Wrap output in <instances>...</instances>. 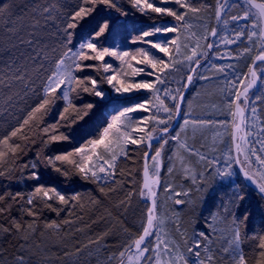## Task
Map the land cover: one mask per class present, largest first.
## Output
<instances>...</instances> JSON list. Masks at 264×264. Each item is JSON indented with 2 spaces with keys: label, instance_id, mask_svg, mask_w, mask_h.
I'll return each mask as SVG.
<instances>
[{
  "label": "snow or ice",
  "instance_id": "1",
  "mask_svg": "<svg viewBox=\"0 0 264 264\" xmlns=\"http://www.w3.org/2000/svg\"><path fill=\"white\" fill-rule=\"evenodd\" d=\"M128 3L136 13L148 21H153L155 17L167 16L172 17L178 23L161 21L160 23H147L141 27L133 24L129 31L127 22L120 19L126 17L128 12L121 8L117 0H83L81 5L64 16L54 15L60 7L58 0L44 4L37 0L29 14L30 22L25 27V24L22 23L24 17L13 11L14 6L9 0H0V20L5 21L4 29L10 38L18 42L15 47L21 49L18 57L0 65V100H3V107L10 110L16 106L18 100L27 102L30 96L36 98L34 105H29L27 118L23 119V124L0 137V144L7 145L9 151L15 154L17 148L21 146L10 144V139L16 137L23 126L28 125L30 121L42 120L56 100L63 99L65 103V107L59 112L58 120L42 129L44 132V138L40 140L42 148L37 152L36 157L30 164L25 162V168L31 169L28 172L29 179L41 181L40 167L43 165L66 181H72L74 177L84 180L107 181L110 172H114L118 155L113 145H116L120 151H124L125 144L130 143L139 147L147 139L150 148L151 141L154 139L152 133L156 131V128L153 127L150 132L146 133V136L139 135L145 133V126L149 119H155L157 123L165 124V120L158 118L157 113L160 111L169 113V119H171L173 109L177 113L181 111L184 98V93L181 90L188 89L202 66L201 59L208 55L206 52L199 51V40L193 46L183 38V33L191 27L187 21V13H199L201 9L194 7L187 0H158V3L157 0H128ZM172 3L186 11L180 12L173 7L163 6ZM237 3L239 0H223V2L216 0L215 17L217 21H221L226 10L235 7ZM97 5L114 9L119 15L113 17L109 14L96 17L84 28L77 39L76 30L81 28L83 22L93 17ZM202 7L211 9V5H202ZM240 7L243 14L231 16L232 22L236 25L233 37L225 39L223 43L225 45L243 43L244 37H246L249 44L258 45L257 54L252 60V64L246 65L247 73L235 71L234 66H229L233 67V73L231 77L225 74L227 95L223 101V107L220 109L224 119L184 120L185 127L191 123L193 133L203 132L208 127L220 126L224 132L219 133V129H217L218 134L228 135L231 143L225 142L224 147L220 149L223 159L222 167H213L210 171L205 168L199 172L185 168L184 171L186 177L190 178L192 184L196 186L197 191H200L204 185L210 184L212 180L223 181L230 179L233 175H242L244 181L253 185L259 195L257 211L260 212L261 220L264 221V124L260 126L256 141H253L250 139L253 136L250 118L246 115L249 109L253 115L257 112V108L250 99V90L257 84V70L254 67L257 62H260L259 71L264 73V3L256 4L254 0H243ZM253 9L256 11L253 12ZM152 14H155V17ZM253 16L256 18L255 22L249 25L248 21ZM241 21H244L243 25H241ZM49 22L55 31L49 30ZM177 33L180 35H169ZM210 35L212 39L206 42V47L211 50L217 45L218 27H212ZM108 36L112 37L111 42L102 43L101 41L106 40ZM253 37H256V40H253ZM122 42L132 45L140 44L144 47L129 50L121 47ZM250 51L251 47L246 45L240 55L243 56ZM157 53L162 55L158 56ZM229 55H231L230 52ZM107 57H113L121 63H128V58H130L137 65L146 66L136 68L129 63L128 66L132 68L133 75L143 73L154 76V80L126 82L115 73L103 75L100 77V81L106 82L109 88L118 94L112 96L111 92L100 87V81L95 77L77 75V73L92 69L96 72L102 70L105 74L109 73L112 65L107 62ZM165 57L169 59L166 60ZM89 61L94 63H87ZM223 67L219 66V70L223 71ZM149 68L152 70L151 72L148 71ZM174 73L179 74L181 82L177 85L176 91L172 92L166 85L168 78L172 77ZM241 77H247V79H241ZM185 78L187 82H184ZM199 78L208 79L204 75H200ZM38 81L39 84H37ZM158 84L165 85V88H158ZM237 84L243 87L237 88ZM261 84L264 85V78L261 79ZM140 90L155 91L158 94L159 103L154 106V112L152 107H149L150 101L147 99L139 101L130 96L119 95ZM81 91L93 95L99 100L88 102L83 108H80L79 105L73 103L71 94L75 93L79 97ZM161 91L167 93L166 98L171 99V105L159 98ZM124 101H129V103L124 104ZM108 107H111V112L108 116L103 117L93 130L84 126L87 123L85 118L90 116L94 109L100 110ZM137 112L150 113L151 117L130 115ZM136 121L139 122L138 125ZM49 127L51 132H49ZM58 127L66 128L67 131L61 132ZM129 129H131V133H129ZM163 131L168 133L169 128L165 126ZM256 143H259L258 148L255 146ZM53 144L74 146L55 150L52 149ZM101 146L106 152L111 153L110 159L103 153L98 154L97 149ZM181 147L191 155H198L201 161L207 159L209 165H212L213 159L217 164L221 159V157L208 159L204 154L194 151L190 147L183 144ZM48 150H51V154ZM144 155L146 160L157 161V167L151 173L146 165L144 183L139 189L141 198L150 200L151 206L146 205V224L141 225L142 233L135 239L129 238V242L121 246L122 250L118 253L119 264H126V262L127 264H144L145 261L152 264L151 257L146 255V253L152 252L156 253V264H249V258L243 252L241 245V241L248 239L249 234L242 233L241 229L248 227L253 209L251 206H243L242 202L246 200V194L243 191L234 190L232 198L218 206L219 211L224 214L223 219L230 220V235L226 245L222 244L219 249L213 250L203 243V241L210 240L211 237L207 233L200 232L201 239L194 240L192 245L187 247L189 255H185L179 249H174L168 240L161 241L159 228L164 221L159 215L157 187H163L169 198H187L189 193L183 189L177 191L171 184H160L158 158L161 153L159 150L156 151L155 156H152L149 151H144ZM4 156L5 153L0 152V159H3ZM234 165L239 166V173H234ZM171 171L172 169H169V172ZM6 175L10 176L11 170L7 173L0 170V177ZM101 191H104L103 187H101ZM77 198L75 193L69 198L58 186L36 183L27 196L17 192L7 198V203L4 206H0V217H4L7 213V218L12 225V227H5L0 224V230L9 234H13V228L15 233L24 232L22 224L11 216L14 205H18L19 211L28 217H33V221H35L41 214L39 211L41 206L59 215L62 209L56 208L54 203L66 206ZM130 198L131 193H129ZM5 199L4 195H0V203H3ZM187 202L186 199L174 198L176 205ZM121 204L127 206L124 201H121ZM215 219L217 216L214 214L212 220ZM65 223L70 222L65 221ZM205 223L212 227L208 220ZM27 227L32 229L33 222H28ZM46 227L55 228L57 225L47 223ZM261 229L264 231V223L261 224ZM213 232H215L214 228ZM152 237H155V247L149 246L153 243ZM24 238L27 239V237ZM257 238L260 241L257 245L260 249L258 256L261 258L257 264H264V235ZM161 244H163V249ZM87 247L89 245L76 247L71 253L66 252L65 256H80ZM165 257L167 259H164ZM112 259L113 257L109 258V264ZM17 264H24L22 257H18Z\"/></svg>",
  "mask_w": 264,
  "mask_h": 264
},
{
  "label": "rangeland",
  "instance_id": "2",
  "mask_svg": "<svg viewBox=\"0 0 264 264\" xmlns=\"http://www.w3.org/2000/svg\"><path fill=\"white\" fill-rule=\"evenodd\" d=\"M259 1L264 3V0ZM187 2L201 10L199 13H187V21L191 27L183 33V38L193 46L199 40V51L208 53L204 57L207 60L204 64H201L202 66L199 68L197 77L191 82V87L184 102L180 123L173 130L172 134L165 136L160 143L153 146L151 154L155 156L157 150L161 153L158 158L161 185L165 183L171 184L177 191L183 189L189 193L187 198L174 197L188 201L182 205H176L174 198H169L168 193L164 192L163 187H160L157 197L159 215L164 221L163 225L159 228L160 239L161 241L168 240L174 249H179L185 255H189L187 247L191 246L194 240L201 239L199 236L200 232L207 233L211 237L210 240L203 241V243L213 248V250L219 249L222 244L226 245L227 238L230 235V220L225 221L223 219L224 214L222 211H219L218 206L232 198L240 177L239 175H233L230 179L223 181L219 179L212 180L210 184L204 185L200 191L196 190V186L192 184L191 179L186 177L184 169L189 168L193 172H199L205 168L210 171L213 167H222L223 159L220 149L224 147L225 142L230 144L231 141L228 135L218 134L217 129H219V133L224 132V129L220 126L208 127L203 132L197 131L193 133L191 123L185 127L184 120L196 118L224 119L220 109L223 107V101L227 95L225 91V74L231 77L233 67L229 66H234L235 71L247 73L246 65L252 63L258 51V45L249 44L246 37H244L243 43L238 42V44L230 45L223 43L225 39L233 37L236 25L232 22L231 16L243 14L240 7V4L243 2L237 3L235 7L228 8L226 13L223 14V19L218 25L219 36L217 45L214 49H211L210 53L206 47V42L209 41L211 28L215 27L216 23V0H187ZM202 5H211V9L202 7ZM163 6L173 7L180 12L186 11L185 9L178 8L174 3ZM253 12H255L254 9ZM255 19V16H253L248 21L249 25L254 23ZM164 22L178 23L174 19ZM243 24L244 21H241V25ZM169 35H180V33ZM253 40H256V37H253ZM246 45L251 47V51L241 56L240 53ZM139 47H144V45ZM126 49L131 50L130 48ZM229 52L231 55H229ZM157 55L160 56L162 54L157 53ZM180 58L182 59L183 57ZM165 59L169 58L165 57ZM108 63L112 65V69L107 75L115 73L126 82L144 81L140 80L142 76H147L148 79L146 80H154V76H148L143 73L133 75L132 68L128 66L129 63L136 68L146 66L137 65L130 58H128V63H121L117 59H115V62L109 60ZM219 66H224L223 71L219 70ZM259 67L260 63L256 66L257 74L260 78L259 86L255 91L250 93L251 102L257 108V112L254 115L250 109L246 112V115L250 118V127L253 132V136L250 139L253 141H256L260 126L264 124V99H262L264 98V85L261 84L264 73L259 71ZM148 71L151 72L152 70L149 68ZM200 75L207 76L208 79H200ZM126 77L129 79H126ZM241 79L246 80L247 77H241ZM180 82L179 74L174 73L172 77L168 78L166 86L169 90L175 92ZM184 82H186V78ZM157 87L163 89L165 85L158 84ZM236 87L242 88L243 86L237 84ZM110 90L112 96L118 95L112 89ZM140 93H147V100L150 101L149 107H152L154 112V106L159 103L158 94L155 91L148 92L145 90H140ZM119 95L131 96V93ZM166 97V92L161 91L159 93V98L164 99L166 104L171 105V99ZM174 113L175 109L172 110L171 119H169V113L160 111L157 113V117L163 118L165 124H159L155 119L150 118L145 126V133L139 135L146 136V133L155 127L156 131L152 133L155 136L165 126L171 125ZM130 115L134 117H140V115L151 117L150 113L144 112L132 113ZM136 124L138 125L139 122L136 121ZM229 131H231L230 128ZM129 133H131V129H129ZM146 141L147 139L140 146L145 145ZM182 144L204 154L208 159L221 157L219 164L214 159L212 165L208 164L207 159L201 161L198 155H191L185 151L181 147ZM129 145L132 144L124 145V151H120L116 145H113L114 150L118 152L115 166L118 160L124 156L126 148ZM255 146L258 148L259 143H256ZM97 152L98 154L103 153L109 159L111 158V153L106 152L103 146L98 148ZM156 167L157 161L149 159V172H153ZM169 169H172V171L169 172ZM233 171L234 173H238L235 165ZM90 181L96 183L100 188L103 187L107 197L113 200L115 208L113 212L106 210L103 203L91 198V217L82 220L70 217L72 209L70 205L65 213L62 225L56 224L57 227L55 228H48L46 224L42 225L41 228L35 224H33L32 229L26 227L24 232L19 233L20 242L17 256L11 259L3 257L0 264H17L18 257L23 258L24 264H109V258L113 257L111 264H117L119 262L118 253L122 250L121 246L128 243L129 238H137L142 232L141 225L146 222V205L148 206V203H144L139 195L142 177L140 176L139 181L137 178L132 179L131 188L120 185L115 180L114 172H110L107 181H94L91 179ZM247 187H245L246 193L253 202L256 212L260 214L257 211L260 198L256 192ZM129 193H131L130 199ZM121 201H124L127 206L122 205ZM58 205V203H55L56 207H59ZM214 214L217 216V219L212 220ZM206 220H208L212 227H209L205 223ZM65 221H69L70 223H65ZM213 228L215 232H213ZM5 235L6 233L0 230V241ZM24 237H27V239L25 240ZM151 239L153 243L149 246L155 247V237ZM84 245H89V247L84 249L82 255L65 256L66 252L71 253L76 247ZM161 248L163 249V244H161ZM146 255L151 257L152 264H156V253H146ZM164 259L167 258L165 257ZM217 259L219 260L218 257ZM144 264H148V262L145 261Z\"/></svg>",
  "mask_w": 264,
  "mask_h": 264
},
{
  "label": "trees",
  "instance_id": "3",
  "mask_svg": "<svg viewBox=\"0 0 264 264\" xmlns=\"http://www.w3.org/2000/svg\"><path fill=\"white\" fill-rule=\"evenodd\" d=\"M9 2L14 6L13 11L17 13V15H21L24 17L22 23H24L25 27H27V24L30 22L29 14L31 13L33 4L36 3L37 0H9ZM38 2L44 4L53 2V0H38ZM58 2L60 7H58L54 15L64 16V14L70 13L77 6L81 5L83 3V0H58ZM117 3L121 6V8L126 9L128 12V15L126 17H121L120 19L127 22L129 31H131L133 24H135L137 27H141L142 25H145L147 23H160L161 21H168L173 19L172 17L167 16L155 17V14H152L155 19L153 21H148L146 18L141 17L138 13H136L134 9L131 8L128 0H117ZM95 7L96 12L93 13V17H90L88 21L83 22L81 28H78L76 30L78 34L77 39L79 38V34L84 31V28L92 23L96 17L98 18L100 16H106L109 14H111L113 17L119 15L115 12L114 9H108L104 5H97ZM56 22L59 23V21ZM4 23V20H0V65L9 62L12 58L18 57L21 52L20 48L15 47V44L18 42L11 39L9 34L5 31ZM49 25V30L55 31V29L51 28V22H49ZM111 40L112 37L108 36L106 40H102L101 42L107 44L111 42ZM139 46L141 45H132L130 43L123 42L121 43L122 48L134 49ZM106 60L107 62L109 60L115 62V59L110 57H107ZM204 60V62H206L207 59L204 58ZM87 63L91 64L94 62L89 61ZM77 75H90L100 81V77L107 74L103 73L102 70L100 72H96L94 69H92L83 73H77ZM126 79L129 78L126 77ZM146 79H148L147 76L140 77V80ZM37 84H39V81L37 82ZM100 87L108 92L111 91L106 82L100 81ZM130 97H132L134 100L144 101L148 98V95L147 93H140V91H135L131 93ZM71 98L73 99V103L75 105H79L80 108H83L84 105H86L88 102L99 100V98L88 93H84L83 91L80 92L79 97H77L75 93H72ZM35 99V97L30 96L27 99V102H25L24 100H18L16 106L11 108L10 110H6L3 107V100H0V137H3L5 134L10 133L15 127L23 124V119L27 118L29 105H34ZM127 103H129V101H124V104ZM64 107L65 103L63 99H58L55 101L50 111L43 116L42 120L37 119L35 121H30L28 125H24L22 130L17 133V136L10 139V144L21 146L17 148L15 154L9 151L7 145L0 144V152L5 153L3 159H0V170H4L6 173L11 170L10 176L6 175L4 177H0V195H4L6 198L3 203H0V206H4V204L7 203V198L17 192L23 194L24 196H27L32 190V186L36 183L52 184L58 186L59 189L63 191L64 194L69 198H71V195L73 193L77 194L78 197L77 200L71 201L70 204L66 206L58 205L59 207H56L54 202H50L54 203V206L56 208L62 209L59 215H57L56 212L45 209L41 206L39 208L41 214L35 221H33V217H28L27 215L19 211L18 205H14L11 210V216L16 218L22 224L24 229H26L28 222H33V224L37 225L39 228L47 223L62 225L63 220L65 219V213L67 212V209L70 205V207L72 208L70 217L72 216L73 218L82 220L88 219L92 214L91 201L93 198L103 203V206L106 208V210L112 212L115 210L113 200L107 197L104 191L102 192L101 188L96 183L91 182L90 179L84 180L79 177H74L72 181H66L63 177H60L55 172L46 169L43 165H41L40 167V171L42 172L41 181H33L28 178V172L31 171V169L25 168V162L30 164L32 162V159L36 157L37 152L42 148V145L40 144V140L44 138V132L42 131V129L55 123L59 118V112L62 111ZM110 112L111 107L100 110L94 109L93 113L85 118L87 123L84 126L89 130H93L95 126L100 123L103 117L108 116ZM108 118L110 119V116ZM58 130L61 132L67 131V129L63 127H58ZM51 131L52 130L49 127V132ZM172 132L173 130L167 136L172 134ZM73 146L74 145L70 144H53L52 149L62 150L63 148H70ZM48 151L51 154V150ZM144 151H147L145 145L139 147L133 145L127 146L124 156L118 160L114 169L115 180L120 185H123L124 187H130V184H132V179L137 178L138 181L140 180L143 167ZM239 177L240 181L237 184L236 190L243 191L246 194V200L243 201L242 204L244 207L251 206L253 209L248 227L246 229H241L242 233L247 232L249 234L248 239H243L241 241V245L243 252L249 258V264H257V261L261 260V258L258 256L260 249L257 247V245L260 241L257 237L264 235V231H262L261 229V224L264 223V221L261 220L260 214L256 212L253 202L249 198V195L246 193L245 187H247V185L240 175ZM142 201L144 203H148V200H145L143 198ZM7 215L8 214L5 213L4 217H0V224L4 225L5 227H12L11 221L7 218ZM0 242V261L3 257H9L11 259L17 256L20 239L19 233H15L14 228L13 234L6 233L5 237H3Z\"/></svg>",
  "mask_w": 264,
  "mask_h": 264
},
{
  "label": "water",
  "instance_id": "4",
  "mask_svg": "<svg viewBox=\"0 0 264 264\" xmlns=\"http://www.w3.org/2000/svg\"><path fill=\"white\" fill-rule=\"evenodd\" d=\"M222 2H223V0H222ZM239 2H243V0H239ZM254 2L256 3V4H261L262 2L261 1H259V0H254ZM255 10V9H254ZM256 11V10H255ZM219 22L220 21H217V19H216V23H215V27H218V25H219ZM212 39V37H210V40ZM210 50V49H209ZM211 51V50H210ZM203 63V61L201 62V64ZM260 62H257V64H259ZM252 64V63H251ZM257 66V65H256ZM256 66H254L255 68H256ZM187 82V81H186ZM259 83H260V78H259V76H258V74H257V84L253 87V89H251L250 90V93H252L254 90H256L257 88H258V86H259ZM191 85V84H190ZM189 88H190V86L188 87V89L187 90H184L183 91V93H184V98H185V94H186V92L189 90ZM184 98H183V101H184ZM181 110H182V108H181ZM180 116H181V111L179 112V113H175V118H174V122H173V124L169 127V132L168 133H164V131L163 130H161L155 137H154V139L151 141V147L149 148L148 147V141H146V143H145V146H146V150L147 151H149L151 154H152V148H153V146L154 145H156V144H158V143H160V141H161V138L164 136V135H166V134H169L175 127H176V125L178 124V122H179V120H180ZM233 155H234V153H233ZM146 165L148 166V169H149V159H147L146 160V158H145V155H144V159H143V167H142V172H141V177H142V185H143V183H144V179H145V167H146ZM236 166V168H237V170H238V172H239V166L238 165H235ZM241 176V178L243 179V177H242V175H240ZM244 180V179H243ZM245 182V184L249 187V188H251L254 192H256L255 191V189H254V186L253 185H251L249 182H247V181H244ZM160 184H161V181H160ZM141 185V186H142ZM159 188H160V186H158L157 187V191L159 192ZM257 193V192H256ZM258 194V193H257ZM148 206H151V201L150 200H148ZM146 215H147V213H146ZM145 224H146V222H145ZM142 233V232H141ZM126 255H128L127 253H126ZM117 264H119V262L117 263Z\"/></svg>",
  "mask_w": 264,
  "mask_h": 264
},
{
  "label": "flooded vegetation",
  "instance_id": "5",
  "mask_svg": "<svg viewBox=\"0 0 264 264\" xmlns=\"http://www.w3.org/2000/svg\"><path fill=\"white\" fill-rule=\"evenodd\" d=\"M210 37H211V36H210ZM209 40H210V39H209ZM202 60H203V59H202ZM202 60H201V61H202ZM183 91H184V90H183ZM188 92H189V90H188V91L186 92V94H185V98H184V101H183V104H182L181 116H180V120H179L178 124H179L180 121H181V117H182V113H183V109H184V102H185V100H186V97H187V95H188ZM175 113H176V111H175ZM175 113H174V117H173V122H174V118H175ZM173 122L171 123V125L173 124ZM178 124L176 125V127L178 126ZM171 125H169L168 128H169ZM176 127H175V128H176ZM175 128H174V129H175ZM174 129H173V130H174ZM161 130H163V129H161ZM161 130H160V131H161ZM160 131H159V132H160ZM157 134H158V133H157ZM155 136H156V135H155Z\"/></svg>",
  "mask_w": 264,
  "mask_h": 264
}]
</instances>
